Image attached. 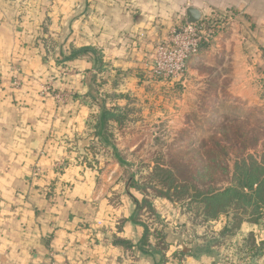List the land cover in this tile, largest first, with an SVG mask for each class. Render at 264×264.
Returning <instances> with one entry per match:
<instances>
[{
  "label": "crops",
  "instance_id": "1",
  "mask_svg": "<svg viewBox=\"0 0 264 264\" xmlns=\"http://www.w3.org/2000/svg\"><path fill=\"white\" fill-rule=\"evenodd\" d=\"M262 1L0 0V264H264V218L244 220L232 232L233 216H220L188 241L169 225L166 249L154 235L150 246L140 247L144 196L124 183H104L103 166L88 163L89 148L99 141L90 126L100 113L97 101L122 107V98L155 87L156 47L171 28L189 22V9L200 20L234 10L246 16L225 26L189 67L219 54L218 70L230 72L231 93L256 84L254 95L263 96ZM87 47L98 52L102 67L92 54L63 60ZM50 54L71 70L64 104L39 95L44 78L54 77L57 85L60 77ZM14 65L24 73L21 90L10 83ZM95 84L96 101L90 96Z\"/></svg>",
  "mask_w": 264,
  "mask_h": 264
},
{
  "label": "rangeland",
  "instance_id": "2",
  "mask_svg": "<svg viewBox=\"0 0 264 264\" xmlns=\"http://www.w3.org/2000/svg\"><path fill=\"white\" fill-rule=\"evenodd\" d=\"M23 5L26 2L21 7ZM244 17L236 14V10L216 15L212 20H217L219 29L214 38L229 23L246 21ZM43 35L44 44L49 45L45 40L47 33ZM212 45L203 48L209 49ZM50 46L46 47L47 52L53 50V45ZM219 59L216 54L206 65L198 62L190 68L188 64L183 77L173 81L157 79L159 82L151 90L146 88L142 94L121 99L124 104L119 108L123 113L122 123L112 122L107 134L124 157L125 166H119L114 150L105 143L96 140L89 148L93 157L88 163L95 168L103 166L104 183L127 184L133 177L147 189L151 202H158L155 204L160 211L153 205L155 213L147 210L144 220L152 232L164 234L165 245L168 244L166 228L169 225L183 232L188 241L189 236L197 239L210 222L201 211L199 214L195 205L188 208V197L184 195L181 182H189L190 195L194 194L192 184L199 190L225 186L231 180L236 163L250 160L251 156L262 160L264 156V95H254L259 92L256 84L244 94L231 93L230 72L218 70ZM61 60L59 55L48 56L47 61L60 68V77L57 85L54 77L44 78L39 95L64 104L70 98L64 81L71 70L63 67ZM23 76L19 65L12 66L10 83L14 90L23 88ZM106 103L110 102L106 100ZM60 164L56 162L55 165L61 167ZM162 182L178 186L176 192L174 189L170 192L171 199L158 193H166V185ZM212 228L214 226H209V237L214 231Z\"/></svg>",
  "mask_w": 264,
  "mask_h": 264
},
{
  "label": "trees",
  "instance_id": "3",
  "mask_svg": "<svg viewBox=\"0 0 264 264\" xmlns=\"http://www.w3.org/2000/svg\"><path fill=\"white\" fill-rule=\"evenodd\" d=\"M204 46H202V48ZM87 54L95 56L98 64L99 62L101 64V56L96 50L90 47L72 49L70 56L63 58V60L69 61ZM262 80L264 81V77ZM93 81H95V77L93 78ZM97 95L98 89L96 86L94 90H91L90 96L93 100H95L97 99ZM97 102L100 106V113L92 117V123L90 124L91 129L94 132L95 139L98 138L100 142H103L106 146L112 148L119 166H125L126 162L123 160L124 157L121 155V152L118 150L116 144L112 142L107 134L109 130L108 128H110V124L112 122L118 124L122 123L123 113L119 109L120 107L108 108L106 100H98ZM263 159L264 156H262V160H258L256 157L251 156L250 160H242L241 162L236 163L231 180L229 183L225 184V186H208L206 189L199 190L192 184L191 188L192 191H194L193 195L189 194L190 184L188 181H184L186 184L179 182L183 185L182 188L185 190L184 195L188 197V208H193L195 205V207L199 209V214L201 211L207 221L214 220L220 216H233L232 232L236 230V228L238 229L244 220H249L253 223L258 222V220L262 219L264 216ZM164 182L161 184L166 185L164 186L166 188V193L162 191L158 193L168 199H171L170 192L172 189L176 192L178 186L175 187L172 183L164 184ZM127 186L134 188L143 194L144 202L140 208L145 209L146 211L149 210L154 214L155 210L152 208V202L148 198L147 189L144 188V186L139 185L133 177L128 180ZM151 235L156 236L159 248L166 249L167 245H165L164 234L160 232H152L150 226L147 224L145 225V233L140 243V247L143 248L150 246L149 238ZM116 244L125 248L132 247V243L123 240H117Z\"/></svg>",
  "mask_w": 264,
  "mask_h": 264
},
{
  "label": "built area",
  "instance_id": "4",
  "mask_svg": "<svg viewBox=\"0 0 264 264\" xmlns=\"http://www.w3.org/2000/svg\"><path fill=\"white\" fill-rule=\"evenodd\" d=\"M211 20L188 22L171 28L166 40L156 47L154 78L173 81L184 76L191 58L200 53L202 46L212 42L216 29H219L217 20Z\"/></svg>",
  "mask_w": 264,
  "mask_h": 264
},
{
  "label": "water",
  "instance_id": "5",
  "mask_svg": "<svg viewBox=\"0 0 264 264\" xmlns=\"http://www.w3.org/2000/svg\"><path fill=\"white\" fill-rule=\"evenodd\" d=\"M188 15L190 17L189 22H199L201 19L200 13L195 9H189Z\"/></svg>",
  "mask_w": 264,
  "mask_h": 264
}]
</instances>
